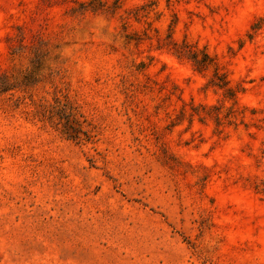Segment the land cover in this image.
<instances>
[{
	"label": "rangeland",
	"instance_id": "1",
	"mask_svg": "<svg viewBox=\"0 0 264 264\" xmlns=\"http://www.w3.org/2000/svg\"><path fill=\"white\" fill-rule=\"evenodd\" d=\"M4 76L0 264H264V0H0Z\"/></svg>",
	"mask_w": 264,
	"mask_h": 264
},
{
	"label": "trees",
	"instance_id": "2",
	"mask_svg": "<svg viewBox=\"0 0 264 264\" xmlns=\"http://www.w3.org/2000/svg\"><path fill=\"white\" fill-rule=\"evenodd\" d=\"M12 84L10 82L9 77L4 76L0 78V95L7 93L11 90ZM57 105L46 106L40 105L43 109L42 115L45 119H53L56 115L59 116L60 119L65 120L64 127L65 133L71 139H80L82 135L89 138L90 135L83 131L82 128L79 126L76 118L72 117V115H68L66 113L67 105L62 103L61 101H57Z\"/></svg>",
	"mask_w": 264,
	"mask_h": 264
}]
</instances>
